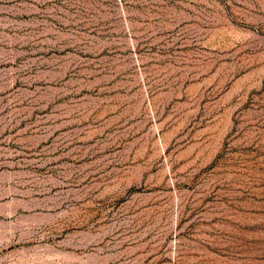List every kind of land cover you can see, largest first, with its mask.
Instances as JSON below:
<instances>
[{
    "label": "rangeland",
    "instance_id": "1",
    "mask_svg": "<svg viewBox=\"0 0 264 264\" xmlns=\"http://www.w3.org/2000/svg\"><path fill=\"white\" fill-rule=\"evenodd\" d=\"M0 264H264V0H0Z\"/></svg>",
    "mask_w": 264,
    "mask_h": 264
}]
</instances>
